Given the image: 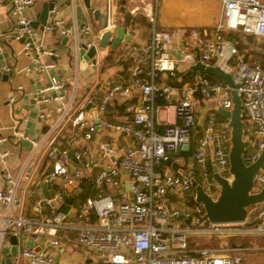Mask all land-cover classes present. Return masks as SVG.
<instances>
[{
  "label": "built area",
  "instance_id": "built-area-1",
  "mask_svg": "<svg viewBox=\"0 0 264 264\" xmlns=\"http://www.w3.org/2000/svg\"><path fill=\"white\" fill-rule=\"evenodd\" d=\"M12 14L16 17L14 38L22 41L23 53L31 54L37 69L46 71L56 66L54 60L45 57L58 56L56 49H45L34 42L33 20L26 14L35 0H10ZM221 3L220 19L208 37L204 30L192 27L183 29L185 42L199 50V59L205 66H219L232 73L235 88L244 110L243 137L250 141L246 159L254 161L264 148V71L257 62H248L239 53L238 40L227 37L230 32H241L264 39V0H217ZM72 18L69 23L58 6L52 9L51 21L42 31L71 39L74 62L77 71L83 58L80 57L81 44L85 51L96 47L91 37L92 28L78 22L75 0H71ZM114 1L108 0L106 22L98 33L100 40L105 31L116 28ZM152 23L147 42L137 50L135 64L130 79L116 82L105 79L90 91L86 104L98 99L97 108L105 113L108 105L116 100L124 104V114L129 121H104L108 131L119 133L133 140V145L125 149L109 141H99L98 159L91 154L89 142L93 139L100 118L97 112L90 113L84 104L75 106V87L67 90L65 83L52 75L49 83L38 87L34 100L38 104L56 103L51 110H40L39 119L47 130L41 144H52L64 125H71L75 131L68 137V145L58 149L50 145L46 157L52 160V169L45 173L40 182H56L58 190L52 196H42L35 200L32 209L42 213L44 207L49 214L39 219L17 216L14 212L20 201L17 186L20 175H25L26 162L20 166L19 177L9 171L3 172L4 188L0 187V247L5 234L41 237L43 247L24 246L19 256L28 264H51L53 255L48 247H60L67 241L65 233L72 229L75 236L71 240L92 253L94 264H240L241 257L232 254L241 247L232 248L200 246L191 244L189 238L196 235L225 236L230 233L264 234V200L248 208L246 221L254 219V228H237L238 224H219L209 221L201 203L194 200L185 205H172L171 195L183 196L193 191V178L187 173L173 172L170 163H177L180 148L189 144L199 125L197 116L198 96L212 103L207 110L206 120L197 136L192 153L193 162L200 167L196 183L213 199L219 195L221 185L213 179L212 167L222 177L231 178L229 172L230 128L220 130L216 120L215 106L230 110L233 102L230 87L223 82H214L202 75L193 76L175 88L171 83L159 80V75L176 76V70L186 64H195L197 58L192 47L181 50L178 58H173L174 40L180 31L175 28L157 26L156 13L151 12ZM225 33V34H224ZM79 37H84L80 41ZM137 50V51H136ZM87 59L90 65L95 61ZM21 88V86H18ZM134 90L139 91L138 101H131ZM176 101L172 107L175 120L166 119L162 130L156 129L159 110L158 101ZM97 97V98H96ZM13 102V98H10ZM97 121V122H96ZM17 133V132H15ZM59 133V134H58ZM8 136L0 128V155L5 160L9 151L3 148ZM247 148V149H248ZM211 149V150H210ZM73 159L77 165L71 170L68 162ZM99 165L98 171L87 175L86 169ZM87 180L100 190L96 196L86 197L77 207L76 219L68 223L67 214L62 210L65 193L74 191L82 181ZM264 187V165L255 174L251 192L257 193ZM184 193V194H183ZM194 195V193H193ZM184 197V196H183ZM38 241V242H39ZM264 250V248H263Z\"/></svg>",
  "mask_w": 264,
  "mask_h": 264
},
{
  "label": "crops",
  "instance_id": "crops-1",
  "mask_svg": "<svg viewBox=\"0 0 264 264\" xmlns=\"http://www.w3.org/2000/svg\"><path fill=\"white\" fill-rule=\"evenodd\" d=\"M45 1L49 0H35L34 4L26 10V14L34 19L36 14L40 11L42 3ZM112 1H114V7L116 9V28L111 31L106 46L102 47L104 48L102 52L100 51L101 46H99L98 33L105 25L103 22H106L108 0H89V7L91 8L90 12L87 11L83 2L80 1L84 13V20L82 22L91 26V37L95 39L97 43L96 53L92 59V61L94 60L95 62L93 65H90V62L88 63L86 60L87 64L84 69H81L79 66V70L77 71L75 67L74 53L70 38H66V40L63 41V37H56V35L43 32L42 29L35 30L34 42L37 45L45 49H56L58 52L56 58L45 57V60H54L56 66L40 72L36 67V63L32 59L31 54L33 51H31V54H24L22 50V41L14 38L13 28L16 17L12 14L11 1L0 0V128L2 129V132L8 136V141L3 145V148L9 151V155L5 160H3L0 155V187L4 188L5 186L3 180L4 171H9L12 176L19 177L20 166L27 161L25 168L26 176L20 175L18 180L17 196L20 203L14 210L17 216L39 219L41 214H49L48 207H44L41 214L36 213L32 209L37 198L42 196H52L59 187V184L56 182L37 183L45 173L50 172L52 169V160L46 157L45 153L50 145L58 149L64 148L68 145V137L70 133L75 131L71 125H64L61 129V133H58L59 135H57L56 140L52 141V144L47 146L43 143L39 145L38 148L34 145V141L41 142L43 140L47 130L46 124L39 119L40 110L46 109L53 111L56 107V103L54 102L38 104L33 98L38 87L49 83L50 76L55 75L61 79L65 83L67 90H73L75 83V106H81L84 104V109L88 112H97V115L100 118V123L97 126L93 139L89 142L91 154H93L96 159H98L97 150L99 141L112 142L122 149L133 145L132 139L119 133L108 131L103 124L104 121L109 120H131L129 115L124 114V104L126 102L120 103V100H116L108 105L105 113H100L97 108L98 99H96L93 104H86V100L89 97L90 91H93L96 86L102 83L105 79H111L121 83H125L130 79V74L134 67L137 54L133 48L135 47L138 50L147 42L152 28L149 15L153 12L156 13L157 17L158 0ZM55 5L62 10L66 23H69L73 16L70 8L67 10V7L64 6L60 0H58ZM94 11H98V14L95 15ZM220 14L221 3L219 4V19ZM188 27L192 26H187L186 28ZM215 27L209 26L204 28L208 37L213 36L212 32ZM119 28L123 29V35L120 41L113 45V42L117 38V31ZM175 29H180V31L174 40L175 48L172 51V56L173 58H178L182 53L181 50H186L193 45H187L185 42L184 35L186 34L183 31L185 27H176ZM79 40L84 41L85 38L79 37ZM192 51L197 58L199 50L192 47ZM256 53L257 52H255V54ZM253 58L258 57L253 56ZM253 58L247 59V57H244L245 60L250 62L254 60ZM190 66L191 64H186L182 68L176 70V76H168L165 73H161L158 78L161 81L171 83L175 88H179L193 76H204V72L200 70H194L187 74ZM217 82L223 81L220 78V81ZM18 86H21V88H18ZM177 96L178 95L175 93L171 102L158 101L162 107L159 110V123L156 124L157 130H162L167 114L166 107L172 105L176 101ZM11 97L13 98V102L10 101ZM197 98V116L199 125L196 128V134L193 136L191 143L188 144V147L185 149H182V147L180 148V151L177 154L179 161L177 163H170L173 172L187 173L195 181L199 178L200 167L193 162L192 153L196 145L197 136L200 135L201 127L206 120L207 110L212 106V103L204 100L201 96H198ZM138 99L139 91L134 90L131 94L130 100L138 101ZM220 109L219 106H215L216 120L219 129L224 130L229 127L228 119L220 112ZM168 111L170 112L169 120H175L171 106L168 107ZM68 162L71 166V170L77 165V163L71 158ZM98 169L99 165L86 169L87 175L93 176ZM99 192L100 190L87 182V180L82 181L74 191H67L65 193V204L62 207V210L67 214L68 223L73 224V222H75L78 205L86 197L96 196ZM193 193L194 188L191 193L184 195V197L173 195L171 197L172 205L187 204L188 201H190L188 195ZM69 199H71L70 202H68ZM0 216H2L1 206ZM255 224L256 221L251 219L250 221H246V223L237 225L236 227L239 229L247 227L254 228ZM247 234H250V236H247L246 238H256L258 240L257 245H260L259 247L257 246L258 249L263 250L264 234L256 236L253 235L254 232ZM11 235L13 234L7 233L2 239L0 259L2 257L1 249H10L12 247V243L9 239ZM65 236L68 240L65 241L62 246L58 248L51 246L48 247L53 255V261L57 259L54 264H94L92 253L80 246H75L71 241L75 236L74 230H67ZM16 239L18 250L16 256L12 257V264H28L19 256L20 249L26 246L27 241H31L32 247L34 248L37 246L39 248L43 247V241H39L41 238L38 240L39 242L29 235H18L16 236ZM198 244L207 247L202 243ZM233 245L242 247V250H236L239 252L249 251L253 248L251 247L253 243L248 242ZM246 262L247 264H259V262H263L264 264V254L255 256L251 255Z\"/></svg>",
  "mask_w": 264,
  "mask_h": 264
},
{
  "label": "water",
  "instance_id": "water-1",
  "mask_svg": "<svg viewBox=\"0 0 264 264\" xmlns=\"http://www.w3.org/2000/svg\"><path fill=\"white\" fill-rule=\"evenodd\" d=\"M57 1L58 0H49L42 3L40 11L31 22V26L34 30L42 29L45 24L51 21L53 17L52 9ZM60 1L67 7V10H69L72 5L71 0ZM80 1L83 2L88 12L91 11L89 0H75V12L78 22L84 20V13ZM94 13L96 15L98 14V11H94ZM103 24H105V22H103ZM110 34V31H105L102 34L99 40V46H106ZM122 35L123 29L119 28L117 31V38L113 42V45L120 41ZM64 40H66V37H63V41ZM85 49L86 46L82 43L79 49L80 57L83 58L80 63L81 69L86 67V60L92 58L96 53V47L94 46L88 49V51H85ZM194 70L203 71L205 78H209L210 75H217L221 78L223 83L231 88L230 95L233 102L232 108L230 110L220 109V112L228 119V126L230 128V149L228 158L231 178L227 179L219 175L214 166L212 169L213 179L221 185L217 198L213 199L199 184L196 183L195 180L192 182L194 195L189 194L188 198L202 204L205 216L211 222L219 224L243 223L246 220L248 208L251 205L261 203L264 200V187H262L257 193L251 192L255 174L264 165V148L254 161L250 162L246 159V150L250 145V141L243 137L244 110L241 106L240 96L235 89L237 84L234 83L231 74L225 72L219 66H205V64L201 63L199 54L197 55L196 63L189 67L187 74ZM186 147H188V144L183 145L182 149H185ZM70 201L71 199L68 200V202ZM40 238L41 237H38L37 241ZM9 239L12 243V247L10 249H1L2 257L0 259V264H12V257L16 256L18 250L16 236L11 235ZM26 246L32 247V242L27 241ZM56 260L57 259H55L52 264H54Z\"/></svg>",
  "mask_w": 264,
  "mask_h": 264
},
{
  "label": "rangeland",
  "instance_id": "rangeland-1",
  "mask_svg": "<svg viewBox=\"0 0 264 264\" xmlns=\"http://www.w3.org/2000/svg\"><path fill=\"white\" fill-rule=\"evenodd\" d=\"M220 2L217 0H158L157 4V26L165 27V28H176V27H187L192 26L197 30H204L205 27H215L219 20V4ZM258 39H262L259 38ZM263 40V39H262ZM104 48H100L102 52ZM248 50L245 54L247 59L253 58L251 62L255 61L259 63L260 56L258 54V50L255 51ZM243 55V54H242ZM241 55V56H242ZM244 58V55L242 56ZM250 62V61H248ZM231 77L233 78L232 73ZM221 108V107H220ZM222 109V108H221ZM251 148H248L246 152L248 153ZM184 194V193H183ZM173 195H171L172 197ZM184 196V195H183ZM241 225V223H237ZM252 235V234H251ZM254 236L261 235L260 233H254ZM250 236L247 233H230L229 235L217 237L207 236V235H196L191 236L189 238V242L191 244L202 243L206 246L211 247H221V248H232L230 243L233 244H241V243H253L251 245L252 250H247L243 252H231L232 254L241 257L240 264H247L246 260L251 255H261L264 254V250L258 249L260 245H257L258 240L256 238H246ZM264 241V240H263ZM264 244V243H263ZM256 246V247H255ZM258 246V247H257ZM242 248V247H241ZM37 250L40 248L37 246ZM242 250V249H241ZM94 262V261H93ZM95 263V262H94ZM259 264H263V262H259Z\"/></svg>",
  "mask_w": 264,
  "mask_h": 264
},
{
  "label": "trees",
  "instance_id": "trees-1",
  "mask_svg": "<svg viewBox=\"0 0 264 264\" xmlns=\"http://www.w3.org/2000/svg\"><path fill=\"white\" fill-rule=\"evenodd\" d=\"M226 36L238 40V44H237L238 51L240 55L243 54L244 57H246L245 54L247 53L248 50L250 51L258 50V54L260 56L259 66L264 71V39L260 40L256 36L244 34L241 32H230L226 34ZM210 80L217 82L220 81V78L217 76H210ZM230 245H232V243H230Z\"/></svg>",
  "mask_w": 264,
  "mask_h": 264
}]
</instances>
